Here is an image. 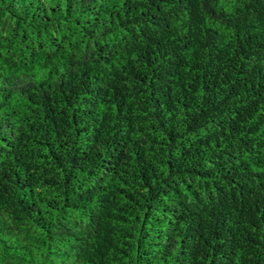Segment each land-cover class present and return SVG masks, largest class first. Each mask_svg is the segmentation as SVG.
Returning a JSON list of instances; mask_svg holds the SVG:
<instances>
[{"label": "trees", "instance_id": "1", "mask_svg": "<svg viewBox=\"0 0 264 264\" xmlns=\"http://www.w3.org/2000/svg\"><path fill=\"white\" fill-rule=\"evenodd\" d=\"M0 264H264V0H0Z\"/></svg>", "mask_w": 264, "mask_h": 264}]
</instances>
